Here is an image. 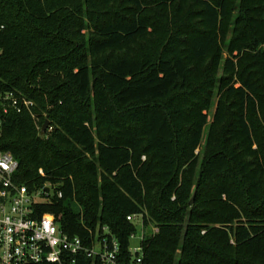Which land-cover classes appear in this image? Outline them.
Instances as JSON below:
<instances>
[{
  "label": "trees",
  "instance_id": "obj_1",
  "mask_svg": "<svg viewBox=\"0 0 264 264\" xmlns=\"http://www.w3.org/2000/svg\"><path fill=\"white\" fill-rule=\"evenodd\" d=\"M0 91L34 103L0 137L15 181L63 191L36 216L127 262L141 218L145 264H264V0H0Z\"/></svg>",
  "mask_w": 264,
  "mask_h": 264
},
{
  "label": "built area",
  "instance_id": "obj_2",
  "mask_svg": "<svg viewBox=\"0 0 264 264\" xmlns=\"http://www.w3.org/2000/svg\"><path fill=\"white\" fill-rule=\"evenodd\" d=\"M33 104V101L18 96L14 91H0V137L7 115L12 110L31 111ZM51 130L52 127L49 128ZM18 169L19 161L15 156L9 151H0V264H77V256L81 254L102 264H145L141 246L144 236L142 222L141 228L138 226V230H142L140 243L137 246L131 244L133 258L127 262L120 259V244L109 237L108 227L103 228V237L96 234L88 245L79 235L64 232L54 216H36L33 202L38 199L37 194L30 193L26 185L15 181ZM40 173L43 174V169ZM46 186L50 190L44 189L40 193L49 197L57 185ZM57 190V195L62 197L63 191ZM127 218L137 220L136 215ZM157 230L155 227L154 232ZM136 234H132L131 239Z\"/></svg>",
  "mask_w": 264,
  "mask_h": 264
},
{
  "label": "rangeland",
  "instance_id": "obj_3",
  "mask_svg": "<svg viewBox=\"0 0 264 264\" xmlns=\"http://www.w3.org/2000/svg\"><path fill=\"white\" fill-rule=\"evenodd\" d=\"M173 46H174V42L172 40H170L169 42H166V43L163 42L162 44H160V41L158 39L153 38V39H150L148 41H138L135 44L133 51H134V54H145L146 53V54H150V55L156 57V56H160V55H167L172 50ZM215 111H216V106H213L212 110H211V114L213 115L215 113ZM41 129H42V127H41ZM205 140H206V137L203 140L202 146H204ZM196 153H198V151ZM203 154H204V152L201 153L202 156H203ZM37 197L40 200L43 199L42 195L40 193L37 194ZM140 219L137 220L139 228H141ZM150 230L152 232V227H150ZM146 231L147 230H145L144 233H146ZM141 235H142V230L139 229L137 234L135 235V237H133L131 239V244L134 246L139 245Z\"/></svg>",
  "mask_w": 264,
  "mask_h": 264
},
{
  "label": "water",
  "instance_id": "obj_4",
  "mask_svg": "<svg viewBox=\"0 0 264 264\" xmlns=\"http://www.w3.org/2000/svg\"><path fill=\"white\" fill-rule=\"evenodd\" d=\"M49 125H50V121L47 119V120L44 122V124H43V126H42V129H41V133H42V134H44V133L46 132V130L48 129ZM45 190H46V191H49V190H50V187L46 186V187H45Z\"/></svg>",
  "mask_w": 264,
  "mask_h": 264
}]
</instances>
